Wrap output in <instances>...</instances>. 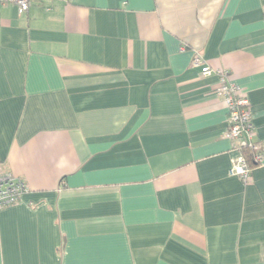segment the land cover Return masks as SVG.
<instances>
[{
  "label": "crops",
  "instance_id": "1",
  "mask_svg": "<svg viewBox=\"0 0 264 264\" xmlns=\"http://www.w3.org/2000/svg\"><path fill=\"white\" fill-rule=\"evenodd\" d=\"M219 71L250 103L248 183ZM0 170L28 187L0 264H264V0L0 3Z\"/></svg>",
  "mask_w": 264,
  "mask_h": 264
},
{
  "label": "built area",
  "instance_id": "2",
  "mask_svg": "<svg viewBox=\"0 0 264 264\" xmlns=\"http://www.w3.org/2000/svg\"><path fill=\"white\" fill-rule=\"evenodd\" d=\"M1 4H13L19 11H27L31 0H0ZM202 58L197 54L192 59L193 65H201ZM202 74H210L209 66H202ZM219 82L216 93L222 98L227 108V125L223 136L232 140L234 152L228 174L236 176L243 183L251 181L253 167L248 163L244 150H251L253 160L258 164L262 160V151L256 142L255 128L251 121L250 103L244 91L227 79L226 72H218ZM28 191L25 182L10 172L0 170V209L17 204L22 195Z\"/></svg>",
  "mask_w": 264,
  "mask_h": 264
},
{
  "label": "trees",
  "instance_id": "3",
  "mask_svg": "<svg viewBox=\"0 0 264 264\" xmlns=\"http://www.w3.org/2000/svg\"><path fill=\"white\" fill-rule=\"evenodd\" d=\"M244 154H245L246 159H247L248 163L250 164V166L255 167V166L259 165L257 162H255L253 160V154L254 153L251 150L245 149Z\"/></svg>",
  "mask_w": 264,
  "mask_h": 264
}]
</instances>
